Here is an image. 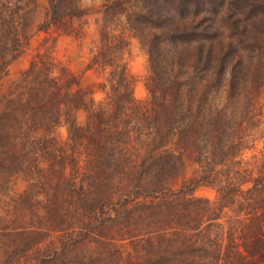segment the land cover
<instances>
[{
    "label": "trees",
    "instance_id": "obj_1",
    "mask_svg": "<svg viewBox=\"0 0 264 264\" xmlns=\"http://www.w3.org/2000/svg\"><path fill=\"white\" fill-rule=\"evenodd\" d=\"M105 1L86 66L99 81L83 87L38 52L16 129L24 139L44 134L38 149L53 191L82 216L79 239L115 245L121 264H264V155L250 165L240 158L264 89V0H153L135 14L126 0ZM48 2L39 31L74 34L75 20L87 18L80 0ZM0 6V30L18 53L30 36L26 12L16 0ZM123 24L148 56L145 103L121 56L124 33H114ZM72 109L86 112L84 125L72 122ZM64 125L66 141L48 138ZM186 161L197 177L174 191ZM198 187L216 199L198 198ZM72 222L58 225L67 246Z\"/></svg>",
    "mask_w": 264,
    "mask_h": 264
},
{
    "label": "rangeland",
    "instance_id": "obj_2",
    "mask_svg": "<svg viewBox=\"0 0 264 264\" xmlns=\"http://www.w3.org/2000/svg\"><path fill=\"white\" fill-rule=\"evenodd\" d=\"M16 1L24 7L30 36L17 53L12 51V35L5 38L0 30V264H121L115 245H105L97 237L86 241L79 239L81 230L78 221L82 216L75 213L74 200L53 191L57 180L52 177L39 152L44 134L30 131L24 139L16 132L17 122L22 118L20 99L24 98L28 85L25 75L38 52L54 60L57 74L60 70H68L79 78L83 87L99 81L95 73L86 72V66L100 44L101 29L97 21L102 16L106 1L80 0L87 18L75 20L74 34L56 30L39 31L47 18L48 0ZM126 2L128 12L135 14L146 11L153 0ZM123 28L124 24L114 33H124L127 46L121 56L134 83L135 99L145 103L148 99L145 81L150 71L148 56L134 34L127 29L123 31ZM226 95L225 91L220 92L215 98L216 103L224 104ZM97 97L99 99L101 95ZM6 116L12 119L8 128H5ZM253 118L256 127H252L250 135L246 137V149L240 157L246 165L264 155V89L257 99ZM70 119L78 125H84L87 114L83 110L72 109ZM67 135V125H64L51 132L48 138L63 142L67 140ZM197 174V166L186 161L169 183V188L179 191ZM49 182L52 184L49 185ZM195 195L214 201L217 193L210 187H198ZM61 220L73 221L70 228L74 231L73 236L68 234L65 238L73 241L68 246L64 239L61 240L67 234L58 229ZM122 244V250H130L128 241Z\"/></svg>",
    "mask_w": 264,
    "mask_h": 264
}]
</instances>
